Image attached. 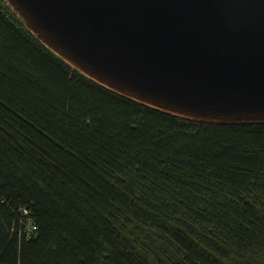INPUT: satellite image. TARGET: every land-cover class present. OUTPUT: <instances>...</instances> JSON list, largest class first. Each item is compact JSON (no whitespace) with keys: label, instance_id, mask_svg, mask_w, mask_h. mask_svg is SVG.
Wrapping results in <instances>:
<instances>
[{"label":"trees","instance_id":"trees-1","mask_svg":"<svg viewBox=\"0 0 264 264\" xmlns=\"http://www.w3.org/2000/svg\"><path fill=\"white\" fill-rule=\"evenodd\" d=\"M0 264H264V125L118 95L0 0Z\"/></svg>","mask_w":264,"mask_h":264},{"label":"water","instance_id":"water-1","mask_svg":"<svg viewBox=\"0 0 264 264\" xmlns=\"http://www.w3.org/2000/svg\"><path fill=\"white\" fill-rule=\"evenodd\" d=\"M51 53L163 113L264 125V0H4Z\"/></svg>","mask_w":264,"mask_h":264},{"label":"built area","instance_id":"built-area-1","mask_svg":"<svg viewBox=\"0 0 264 264\" xmlns=\"http://www.w3.org/2000/svg\"><path fill=\"white\" fill-rule=\"evenodd\" d=\"M21 213H22L23 218H25L27 216L26 210H22ZM25 219H27V218H25ZM23 226H24V231L26 232V234L24 233L25 237L28 239V238H30V236L32 234L35 233L34 225H33V223H29L28 225H25V222L23 221Z\"/></svg>","mask_w":264,"mask_h":264},{"label":"rangeland","instance_id":"rangeland-1","mask_svg":"<svg viewBox=\"0 0 264 264\" xmlns=\"http://www.w3.org/2000/svg\"><path fill=\"white\" fill-rule=\"evenodd\" d=\"M2 2L5 5V10H7L11 16H13V14H14L15 17L18 19L19 18L18 15L15 12H13V10L9 6V4L7 2H5L4 0H2Z\"/></svg>","mask_w":264,"mask_h":264}]
</instances>
